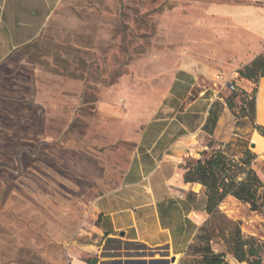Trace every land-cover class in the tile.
<instances>
[{"label":"rangeland","instance_id":"1","mask_svg":"<svg viewBox=\"0 0 264 264\" xmlns=\"http://www.w3.org/2000/svg\"><path fill=\"white\" fill-rule=\"evenodd\" d=\"M210 1L61 0L38 38L0 64V264H122L86 251L100 245L94 200L120 185L178 68L194 61L229 71L247 52L243 31L206 16ZM226 128L221 149L254 154L264 184V139L250 109ZM219 210L264 246V206L253 212L227 197ZM129 249L113 256L154 255ZM224 264L246 263L225 252Z\"/></svg>","mask_w":264,"mask_h":264},{"label":"crops","instance_id":"2","mask_svg":"<svg viewBox=\"0 0 264 264\" xmlns=\"http://www.w3.org/2000/svg\"><path fill=\"white\" fill-rule=\"evenodd\" d=\"M60 2L0 0V64L38 38ZM205 14L227 21L231 31L244 32L240 45L247 52L239 65L264 54V0H212ZM239 65L221 72L189 61L176 70L170 91L139 131L120 185L93 202L94 242L100 245L87 253L96 257L103 251L108 255L99 258L102 263L122 264L143 258L151 259L147 264H165L167 257L183 256L206 216L205 201L199 204L200 185L183 181L185 160L199 158L204 138L223 147L222 132L238 114L243 93L255 90L254 124L264 128V79L254 84L240 78ZM231 94H235L233 109L227 105ZM108 244L115 245L114 249L103 250ZM129 248L154 255L113 256ZM72 264L85 263L75 258Z\"/></svg>","mask_w":264,"mask_h":264},{"label":"trees","instance_id":"3","mask_svg":"<svg viewBox=\"0 0 264 264\" xmlns=\"http://www.w3.org/2000/svg\"><path fill=\"white\" fill-rule=\"evenodd\" d=\"M240 78L257 84L264 79V54L253 58L237 70ZM255 90L251 94H241L242 114L250 109L255 113ZM231 94L227 98L229 109H233ZM253 96V97H252ZM249 101V102H248ZM244 116V115H243ZM258 136L264 139V128L256 126ZM209 140V139H208ZM206 150L197 159H187L182 165L183 181L197 184L205 197L206 219L198 228L192 242L187 246L178 264H224L225 252L239 263L264 264V246L252 237H244L238 223L227 218L220 210V204L227 198H234L259 212L264 206V184L253 169L255 155L245 150L235 158L226 155L222 146L209 140ZM222 246L225 252L217 253L213 246ZM85 264H97L88 258Z\"/></svg>","mask_w":264,"mask_h":264},{"label":"water","instance_id":"4","mask_svg":"<svg viewBox=\"0 0 264 264\" xmlns=\"http://www.w3.org/2000/svg\"><path fill=\"white\" fill-rule=\"evenodd\" d=\"M251 146H253V145H251ZM120 236H123V234L121 233ZM164 262H165V264H167L168 262L169 263H174L175 262V258H170L168 260H164Z\"/></svg>","mask_w":264,"mask_h":264},{"label":"built area","instance_id":"5","mask_svg":"<svg viewBox=\"0 0 264 264\" xmlns=\"http://www.w3.org/2000/svg\"><path fill=\"white\" fill-rule=\"evenodd\" d=\"M167 264H174V263H169V262H168Z\"/></svg>","mask_w":264,"mask_h":264}]
</instances>
